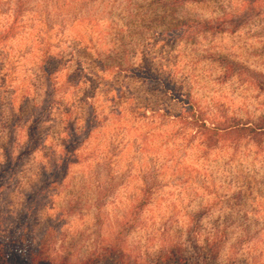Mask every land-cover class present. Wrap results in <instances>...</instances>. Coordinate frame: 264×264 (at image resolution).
I'll return each mask as SVG.
<instances>
[{
  "label": "rangeland",
  "instance_id": "rangeland-1",
  "mask_svg": "<svg viewBox=\"0 0 264 264\" xmlns=\"http://www.w3.org/2000/svg\"><path fill=\"white\" fill-rule=\"evenodd\" d=\"M14 239L38 264H264V0H0Z\"/></svg>",
  "mask_w": 264,
  "mask_h": 264
},
{
  "label": "trees",
  "instance_id": "trees-1",
  "mask_svg": "<svg viewBox=\"0 0 264 264\" xmlns=\"http://www.w3.org/2000/svg\"><path fill=\"white\" fill-rule=\"evenodd\" d=\"M40 118H36L29 127L31 139L34 138L36 130L38 129ZM212 130V132L217 131L215 128H207ZM70 134L68 135L69 139L65 145L64 154L59 162V174L66 172L69 168L70 160L73 159L75 150L77 147V141L80 139L79 133L76 132L73 123L70 125ZM218 132V131H217ZM34 134V135H32ZM17 244V245H16ZM38 243H30L20 241L19 239H14L13 242L9 244H4L0 246V259L4 264H38L46 259V256L43 253V250H40L37 247ZM103 260H93V264H100ZM101 264H104L102 263ZM171 264H178V262L173 261Z\"/></svg>",
  "mask_w": 264,
  "mask_h": 264
}]
</instances>
